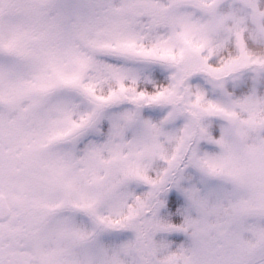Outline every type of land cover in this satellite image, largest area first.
I'll use <instances>...</instances> for the list:
<instances>
[{
  "label": "snow or ice",
  "instance_id": "snow-or-ice-1",
  "mask_svg": "<svg viewBox=\"0 0 264 264\" xmlns=\"http://www.w3.org/2000/svg\"><path fill=\"white\" fill-rule=\"evenodd\" d=\"M0 264H264V0H0Z\"/></svg>",
  "mask_w": 264,
  "mask_h": 264
},
{
  "label": "rangeland",
  "instance_id": "rangeland-1",
  "mask_svg": "<svg viewBox=\"0 0 264 264\" xmlns=\"http://www.w3.org/2000/svg\"><path fill=\"white\" fill-rule=\"evenodd\" d=\"M160 234H157V238H159Z\"/></svg>",
  "mask_w": 264,
  "mask_h": 264
}]
</instances>
